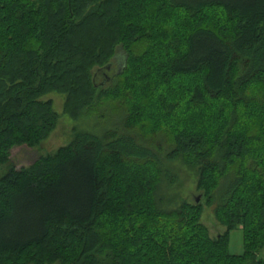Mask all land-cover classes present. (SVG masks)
Returning <instances> with one entry per match:
<instances>
[{
    "label": "trees",
    "instance_id": "16d2710c",
    "mask_svg": "<svg viewBox=\"0 0 264 264\" xmlns=\"http://www.w3.org/2000/svg\"><path fill=\"white\" fill-rule=\"evenodd\" d=\"M120 48L124 67L100 84ZM53 92L72 119L124 132L76 131L17 168L12 151L57 126L42 99ZM163 153L198 172L193 202L162 206ZM5 164L0 264H264V0H0ZM205 207L224 234L211 237ZM237 229L240 256L229 251Z\"/></svg>",
    "mask_w": 264,
    "mask_h": 264
},
{
    "label": "rangeland",
    "instance_id": "374dc122",
    "mask_svg": "<svg viewBox=\"0 0 264 264\" xmlns=\"http://www.w3.org/2000/svg\"><path fill=\"white\" fill-rule=\"evenodd\" d=\"M177 16L184 15L182 12L178 10L173 11L172 15L174 14ZM205 16L208 18L214 16L213 13L203 12ZM175 17V16H174ZM215 18V17H214ZM201 20V19H199ZM146 21L145 19L142 22ZM214 22V21H213ZM188 28V24H186ZM185 27V30L187 29ZM227 33V32H226ZM144 46V44H143ZM142 47V46H141ZM126 60V54L124 50L121 48L118 49L116 54V59L113 61V66L110 67V70H107V74L104 75L99 81L100 84L109 83L112 81V77L114 78V74L117 73L124 67V63ZM108 80V81H107ZM107 81V82H105ZM194 82V81H193ZM192 83V82H189ZM67 96L61 93H50L44 96L42 99L44 101H52L53 102V109L58 114L59 119L55 130L51 133L49 138L43 142L41 146L36 149H14L12 151V164L15 165L17 168H21L23 166H27L35 162L40 158V156L46 155H53L56 154L61 148L68 146L73 141L76 131H91L97 134H103L105 131L113 129L115 127L116 122L111 123H102L99 124L97 119L84 117L79 120L72 119L66 112H65V102ZM149 116L146 117V119ZM186 117V116H185ZM153 118H148V120H152ZM186 119V118H184ZM142 121H145L143 119ZM142 130L145 132L155 133L157 130L154 129L152 126L147 124ZM118 127L117 130L119 133H123L122 124L116 123ZM160 129H170L171 127L167 126L164 122H161ZM165 133H158L157 135V142L158 145L162 144L165 151H167L168 146V139L166 140L163 135ZM142 144L148 145L147 139L146 142L139 139ZM164 151V152H165ZM162 164L165 166V169L171 172L170 178H167V181L163 178L161 184L158 186L159 195L164 199L162 204L165 208H175L179 205L181 200H185L188 202H193L194 198L200 194L198 185H199V175L198 172L194 169H190L182 160H178L175 162H169L166 157L165 153L161 155ZM9 164L0 165V178L4 176L10 169ZM168 179L171 181L169 182ZM171 183V184H170ZM100 227H104L106 229H110L109 225L102 219L99 220ZM202 223L208 228V231L212 238H216L217 236L222 235L226 231V227L218 223L213 207H205L203 216H202ZM111 226V225H110ZM244 233L241 229H237L231 232L230 236V244H229V251L232 255H243L244 254Z\"/></svg>",
    "mask_w": 264,
    "mask_h": 264
},
{
    "label": "water",
    "instance_id": "95a60500",
    "mask_svg": "<svg viewBox=\"0 0 264 264\" xmlns=\"http://www.w3.org/2000/svg\"><path fill=\"white\" fill-rule=\"evenodd\" d=\"M200 201V197H198V199H197V202H199Z\"/></svg>",
    "mask_w": 264,
    "mask_h": 264
}]
</instances>
